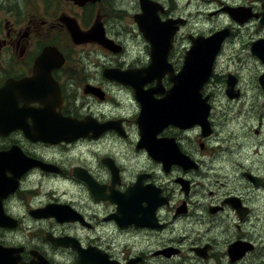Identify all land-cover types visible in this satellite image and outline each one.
I'll list each match as a JSON object with an SVG mask.
<instances>
[{
    "label": "flooded vegetation",
    "instance_id": "obj_1",
    "mask_svg": "<svg viewBox=\"0 0 264 264\" xmlns=\"http://www.w3.org/2000/svg\"><path fill=\"white\" fill-rule=\"evenodd\" d=\"M200 1L210 7L214 2ZM263 2L219 1L208 16H224L228 23L197 33L183 31L192 17L179 12L180 2L148 0V14L159 21L176 20L178 26L166 50L165 65L172 75L182 69L193 38L220 29L228 35L200 89V98L209 105V133L199 124L181 127L168 119L161 125L157 118L162 128L153 137L156 125L151 123L142 146L143 105L158 104L173 82L168 71L157 78L164 62L151 64V43L136 20L144 16L140 0L129 10L120 9L129 23L117 26L113 0H0V88L12 79H38L30 90H14V103L0 107L15 111L19 122L18 110L25 108L26 125L46 126L53 114L62 124L71 119L95 125L85 135L57 142L41 135L31 139L22 128L0 133V152L12 150L13 169L25 168L13 191L8 186L0 191V219L15 221L14 227L0 226L3 264H264V176L260 169L234 162L222 166L223 156L212 157L210 151L218 152L226 133L238 136L222 123L224 132L217 134L216 94L205 91L213 83L227 100L241 96L236 71L217 74L215 63L233 37L246 33L249 49L264 38ZM229 6L253 15L236 22L221 9ZM46 47L54 55L39 61ZM236 47L231 45L228 53L238 59L241 49ZM150 65L154 73L144 78ZM110 69L130 71L146 81H133L138 90L106 75ZM47 72L59 86L49 94ZM230 77L235 79L232 96L227 93ZM223 117L228 119V113ZM3 176L9 178L11 172Z\"/></svg>",
    "mask_w": 264,
    "mask_h": 264
},
{
    "label": "water",
    "instance_id": "obj_2",
    "mask_svg": "<svg viewBox=\"0 0 264 264\" xmlns=\"http://www.w3.org/2000/svg\"><path fill=\"white\" fill-rule=\"evenodd\" d=\"M147 2L148 0H140V6L142 8L144 16L136 17L138 27L140 31L143 33V35L151 43V47H152L151 64L158 66L160 63L164 62L165 70H163V72L159 74L157 78L159 79L164 72L168 71L171 74V81L173 82V84L169 89L167 96L163 100H160L158 104L155 101L154 102L156 104H151L150 101L148 104L146 102L144 103L139 117L140 129L142 131L141 140L145 137L144 135L147 134L148 128H150L151 123H154L156 125L155 120L157 118H158L157 122L161 125L162 123H167L168 119L171 120V123H177L181 127H189L194 124L200 123L199 125H201L203 129V133L207 134L210 131L209 124L206 120L209 110V105H207L206 103H204L203 100L200 99L199 91L211 73L213 60L215 58L216 52L219 49L222 41L228 35V31L227 29H222L208 36H197L193 38L192 46L190 50L187 51L186 53L182 69L177 74L172 75V72L169 70L170 69L169 65H165L167 64L165 61H166V50L170 45L171 36L173 34V31L178 27V26H174V23H176L174 21L176 20L159 21L158 17L154 15V13L148 14L149 9L147 10V6H148ZM262 8L264 9V2L262 3ZM223 10L226 11L229 14V16L237 22H243L247 18L252 16V14L247 11V9H244L242 7H224ZM262 15L263 16L260 19L261 24L264 23V11L262 12ZM95 32L96 31L93 30L91 34ZM75 35H76V31H72V36L75 37ZM98 39H100V41L103 42L102 30H100V37H98ZM105 43L107 44V42ZM250 51L253 55H255L257 58L261 60L264 66V39H257L254 42H252ZM52 54L54 55V51H51L48 47L44 48L39 56V61H44L47 56H50ZM152 65H150L145 70L144 78H147L146 76L153 75L154 67ZM106 75L114 79L122 80L123 82L126 83H131L135 87V89L138 90H140L139 87L141 83L146 81V79L138 77L136 73L130 71H119L118 69H110L108 70V72H106ZM46 78H47L46 83L49 86L47 89L49 90V92L47 94L51 93L53 90H59L58 83L54 80L51 81V77L48 72ZM133 81H136V83H139L140 85L134 83ZM234 81H235L234 78L230 77V79H228V85L230 88L227 89L228 90L227 93L229 96L233 95L232 88L234 86ZM37 82H38L37 78H27L23 80L12 79L7 81L5 85L0 88V105L14 103L12 97L14 90H18V91L30 90L32 89V86ZM258 83L261 86L262 91L264 92V72L259 75ZM4 94L6 97L8 96L5 100L1 98L4 96ZM40 97L41 96H39L38 100L40 102H43V100L40 99ZM185 97L187 98L186 100L184 99ZM24 101L27 102L28 100H24ZM44 101L46 102L48 101V99ZM149 104L155 107V110H152ZM194 104H195V109H194ZM24 110L25 108H21L20 110H18L19 119L21 120V122H19L14 118L15 111L0 107V133L4 134L7 133L8 131H11L12 129L22 128L26 133V135L31 139H36V138L41 139L39 137L43 136L47 139L46 141L57 142L60 141L61 139H65L66 141H68V139L76 138L79 135H85L89 129L93 130L95 126V125L90 126L85 123L83 124L81 122L71 119H68L67 121L64 122V124H62L60 121L61 118H59L54 114L52 116V123L50 122L46 126L26 125L24 124L25 120L23 121L26 115ZM166 111L169 112V115L163 118L161 116L162 112H166ZM4 117L9 119V125H8V121ZM143 120L145 121L147 120V123L145 124ZM161 125L157 124L156 126L152 127L150 133L153 137L155 136L157 131H159ZM107 126L105 125V127ZM141 140L139 142V145L143 146L144 143H142L143 140L142 141ZM4 153L0 152V191H2L1 189L7 186L9 191H13V189L17 185V179L19 175H21V173L24 171L25 168H22L21 170L18 171L14 170L13 167L16 166V162L12 150L11 153L9 152H4ZM21 157L24 160H26L23 157V155ZM6 171L11 172V177L5 178V176H3ZM4 195L5 192L3 196ZM0 226L14 227L15 221H10L9 219V221L4 222V220L0 219ZM1 249H0V255L4 250ZM0 264H3L1 260H0Z\"/></svg>",
    "mask_w": 264,
    "mask_h": 264
},
{
    "label": "rangeland",
    "instance_id": "obj_3",
    "mask_svg": "<svg viewBox=\"0 0 264 264\" xmlns=\"http://www.w3.org/2000/svg\"><path fill=\"white\" fill-rule=\"evenodd\" d=\"M219 1L225 0H214L211 3V7L219 5ZM179 2V12H184V14L192 17L191 24L183 31L191 29L197 33H204L223 26L229 21L224 16L213 17L212 14L211 17L208 16V12L212 8L208 4L200 5V0H173L175 6ZM185 2H189L188 5ZM136 4L137 0H113V5L118 8L117 10H112V21L114 24L117 26L118 23L124 25L129 23L128 14L125 11H120V9L129 10ZM248 28L250 33L254 32L253 24H249ZM122 33L121 37L123 38L124 35ZM233 38H236L235 41L229 47H227V42L225 46L227 48H224L217 59L215 71L217 74L222 75L226 71L235 70L239 77L238 84L241 96L238 100H227L223 92L218 90L219 86L216 87L213 83L210 85L209 82L205 91L208 93V90L216 94L214 96L215 105H213V108L215 106V112L213 117L220 127L217 130V134L222 129V125H228L229 129L233 130V133L238 136V139L226 133L223 140H219L218 152L213 149L210 152H213L212 157H217V159L223 156L221 158L222 166L234 162L237 166L242 164V167L248 166L260 169L261 175L264 176V93L257 83V78L262 73L260 72L262 70L261 62L255 61V57L250 53L247 45L248 35L246 33H241L239 37ZM231 45H236V49H241L238 59L235 54L229 55L228 52ZM224 113H228V119H224ZM223 132L224 129H222ZM240 139H243V143L240 142ZM215 144L214 142L212 146L215 147Z\"/></svg>",
    "mask_w": 264,
    "mask_h": 264
}]
</instances>
